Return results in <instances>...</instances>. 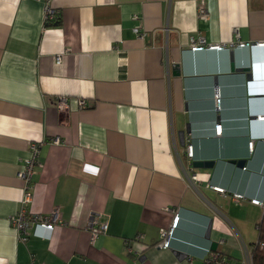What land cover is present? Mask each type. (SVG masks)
<instances>
[{
    "label": "crops",
    "instance_id": "1",
    "mask_svg": "<svg viewBox=\"0 0 264 264\" xmlns=\"http://www.w3.org/2000/svg\"><path fill=\"white\" fill-rule=\"evenodd\" d=\"M50 1L59 24L45 0H0V264L239 262L264 216V0ZM200 37L224 48L192 50ZM32 141L28 207L63 223L24 242L10 219ZM93 219L109 226L94 241Z\"/></svg>",
    "mask_w": 264,
    "mask_h": 264
},
{
    "label": "built area",
    "instance_id": "2",
    "mask_svg": "<svg viewBox=\"0 0 264 264\" xmlns=\"http://www.w3.org/2000/svg\"><path fill=\"white\" fill-rule=\"evenodd\" d=\"M199 15L202 18H206L208 16V11L205 5L202 3L199 7ZM60 19V14L57 10L52 6L50 0H45V23L46 25L53 24L54 22ZM136 33L141 34L140 28L135 27L134 29ZM250 45V43L240 42L239 46ZM256 46H264V41L257 42ZM205 48L209 49H222L224 45L221 44H207L205 38L200 37L199 40L192 38L191 40V49L192 50H202ZM58 63L61 62V56L57 57ZM216 104L218 108L221 106V97L217 96ZM80 105L83 107L86 105L85 100L80 101ZM60 109H66L68 107L67 99L65 97L60 98L59 100ZM261 120H264V116L259 117ZM216 134H221L223 131V124L221 122L217 123L215 126ZM55 142H60L57 139ZM255 142L253 140L249 143V148L251 150L254 149ZM30 156L25 160L22 169L19 171V177L22 179L24 183V196H23V207L14 214L11 219V225L14 228L17 237L24 242H28L30 236L35 234L42 238L50 239L52 238L53 232L58 224H62L63 220L61 217V211L59 209H55L51 212L50 216H36L33 215L28 207V205L33 201L34 198V187L32 185V177L35 172L36 165L40 161V153H41V142L32 141L30 143ZM194 153L193 145L188 146V156L192 157ZM196 179V176H193ZM216 191L225 192V189L219 186H211ZM235 199H242L245 196L241 193L233 194ZM251 202L254 204H264V202L260 199H251ZM181 216L179 212H174V217L171 222V225L168 229L163 230L161 233V240L158 244L160 247L168 248L170 246V241L173 236L175 229L178 227ZM92 227L91 239L94 241L100 233H106L108 230V223L104 222L100 225H96L95 219H93L90 223ZM34 232V233H33ZM141 238V236H138ZM32 264H35V255H32ZM254 264L253 256L251 253V249L246 248L245 256L237 263H230L226 260H223L221 256L217 252H211L210 256L207 260V264ZM139 264V263H138Z\"/></svg>",
    "mask_w": 264,
    "mask_h": 264
},
{
    "label": "trees",
    "instance_id": "3",
    "mask_svg": "<svg viewBox=\"0 0 264 264\" xmlns=\"http://www.w3.org/2000/svg\"><path fill=\"white\" fill-rule=\"evenodd\" d=\"M54 23L59 24L60 21ZM258 242L251 248L254 264H264V216L258 225Z\"/></svg>",
    "mask_w": 264,
    "mask_h": 264
},
{
    "label": "water",
    "instance_id": "4",
    "mask_svg": "<svg viewBox=\"0 0 264 264\" xmlns=\"http://www.w3.org/2000/svg\"><path fill=\"white\" fill-rule=\"evenodd\" d=\"M231 59H232V69H234V50H232L231 51ZM191 126H190V124H189V128H188V130H190V132H191ZM237 162V164H238V166H240V167H244L245 166V160H238V161H236ZM212 164H213V162L212 161H196L195 162V165L196 166H199V167H208V166H212ZM217 247V243H214L213 244V249H215Z\"/></svg>",
    "mask_w": 264,
    "mask_h": 264
},
{
    "label": "bare ground",
    "instance_id": "5",
    "mask_svg": "<svg viewBox=\"0 0 264 264\" xmlns=\"http://www.w3.org/2000/svg\"><path fill=\"white\" fill-rule=\"evenodd\" d=\"M216 191V190H215ZM218 192V191H217ZM239 200V199H238ZM238 202V201H237ZM137 240V239H136Z\"/></svg>",
    "mask_w": 264,
    "mask_h": 264
}]
</instances>
